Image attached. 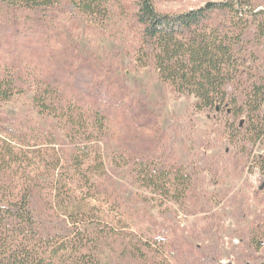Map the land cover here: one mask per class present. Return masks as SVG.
I'll list each match as a JSON object with an SVG mask.
<instances>
[{"label":"trees","instance_id":"trees-1","mask_svg":"<svg viewBox=\"0 0 264 264\" xmlns=\"http://www.w3.org/2000/svg\"><path fill=\"white\" fill-rule=\"evenodd\" d=\"M111 1L69 3L83 16L104 19ZM132 1L141 47L162 82L179 94L195 96L198 110L231 107L236 121L243 119L238 128L255 141L261 139L264 72L258 65L264 51V3L212 0L165 14L157 9L162 0ZM59 2L0 0V101L23 94L33 80L36 111L63 126L68 140L31 119L13 121L0 114V264H100L99 246L117 232L101 224L82 226L95 214L94 200L106 202L117 213L131 212L138 220V231L125 245V253L136 262L224 264L207 246L170 238L169 228L151 225L120 195L106 171L101 146L93 142L107 136L113 110L126 115L145 104L132 97L123 77L87 60L51 33ZM138 160L134 167L139 177L172 194L181 207L186 205L190 184L177 164L168 166L155 154ZM263 233L254 231L250 246L263 248ZM159 255L164 257L157 259Z\"/></svg>","mask_w":264,"mask_h":264},{"label":"rangeland","instance_id":"rangeland-1","mask_svg":"<svg viewBox=\"0 0 264 264\" xmlns=\"http://www.w3.org/2000/svg\"><path fill=\"white\" fill-rule=\"evenodd\" d=\"M210 1L162 0L157 9L165 14L179 13ZM111 2L105 18L99 19L83 16L69 0H60L61 7L54 14L55 26L50 31L87 60L123 77L132 97L145 104V108L139 104L138 110H127L126 115L122 114L124 110H113L107 136L93 142L101 146L106 171L114 178L120 195L140 215L145 214L151 225L169 228L170 238L175 236L179 243L185 239L200 248L207 246L217 262L264 263V247L250 246L252 233L264 232V136L255 141L247 131L240 130L238 125L243 119L236 121L231 107L215 112L198 110L195 96L179 94L165 85L141 47L139 27L132 16L133 1ZM261 59L258 68L264 72V51ZM30 82L23 94L0 101V114L13 121L31 119L44 129L53 128L61 140L68 142L63 126H55L53 117L36 111L35 84L30 86L33 80ZM6 126L12 127L9 123ZM59 149L56 145L55 151ZM154 154L168 166L177 164L185 173L190 189L184 207L171 198L172 194L150 187L137 175L134 166L138 159ZM42 171L47 175L46 170ZM65 185L75 188L72 182ZM93 205L95 214L82 226L94 228L101 224L117 232L99 246V263L142 264L125 253L126 242L138 231V220L131 212L117 213L106 202L94 200ZM239 257L241 260H237Z\"/></svg>","mask_w":264,"mask_h":264}]
</instances>
